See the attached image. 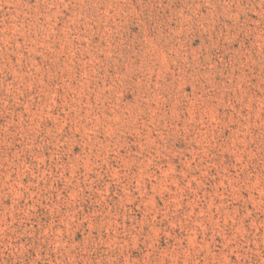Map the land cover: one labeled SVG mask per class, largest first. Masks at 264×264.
<instances>
[{"label": "rangeland", "instance_id": "rangeland-1", "mask_svg": "<svg viewBox=\"0 0 264 264\" xmlns=\"http://www.w3.org/2000/svg\"><path fill=\"white\" fill-rule=\"evenodd\" d=\"M0 264H264V0H0Z\"/></svg>", "mask_w": 264, "mask_h": 264}]
</instances>
